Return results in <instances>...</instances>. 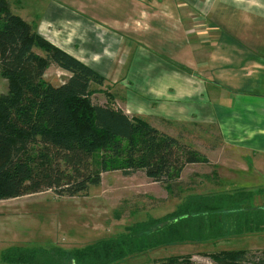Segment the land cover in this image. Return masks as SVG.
<instances>
[{"label":"trees","instance_id":"16d2710c","mask_svg":"<svg viewBox=\"0 0 264 264\" xmlns=\"http://www.w3.org/2000/svg\"><path fill=\"white\" fill-rule=\"evenodd\" d=\"M50 64L68 72L63 83L44 79ZM0 76L6 81V91L0 92V200L47 191L76 196L111 171L124 176L142 171L180 199L161 217L134 222L71 252L57 245L9 247L2 253L5 263L113 264L164 245L264 232L263 186L181 198L184 167L207 163L208 157L145 119L129 116L111 94L104 92L105 104L95 103V86L105 78L41 36L13 13L9 0H0ZM206 255L213 264H264V249ZM164 262L194 264L189 256Z\"/></svg>","mask_w":264,"mask_h":264},{"label":"crops","instance_id":"0c3cea01","mask_svg":"<svg viewBox=\"0 0 264 264\" xmlns=\"http://www.w3.org/2000/svg\"><path fill=\"white\" fill-rule=\"evenodd\" d=\"M48 9L52 33L39 34L68 38L59 48L105 78L95 88L114 105L178 137L215 126L219 161L264 175V0H53Z\"/></svg>","mask_w":264,"mask_h":264},{"label":"rangeland","instance_id":"374dc122","mask_svg":"<svg viewBox=\"0 0 264 264\" xmlns=\"http://www.w3.org/2000/svg\"><path fill=\"white\" fill-rule=\"evenodd\" d=\"M52 1L9 0L14 14L31 22L38 33L44 34V30L52 26L49 19L53 16L52 11L49 9L47 11ZM51 30L53 29L46 30L47 34L52 33ZM52 39L54 45L58 47L69 42L68 38H61L56 34L52 35ZM35 52L44 54L41 48H36ZM68 76L67 71L55 64H50L44 73V79L54 85L63 83ZM4 91L6 81L0 76V92ZM103 92L95 89L92 100L105 104L106 96ZM203 131L206 132L186 131L183 137L169 133L183 138L182 141L188 142L209 159L207 163L184 167L180 179L181 198L190 193H210L242 187L256 190L257 186L264 187V175L251 171V168L243 172L240 166L243 168L244 164L228 167L219 161L215 153L219 152L221 139L215 126L205 128ZM205 145H215L212 147L217 148L209 150ZM238 161L240 162V159ZM179 202L180 199L172 197L163 185L153 182L142 171L130 176H124L120 171L107 172L99 185L91 186L87 192L72 197H59L47 191L18 199L2 200L0 264H7L2 262L1 253L9 247L28 243L29 246L43 244L45 248L57 245L71 252L98 239L119 234L126 226L136 221H143L148 217H161L175 210ZM256 203H262L260 198ZM236 249L251 251L264 249V232L164 245L141 254H134L113 264H161L178 256H189L194 264H213L206 255L208 252Z\"/></svg>","mask_w":264,"mask_h":264}]
</instances>
